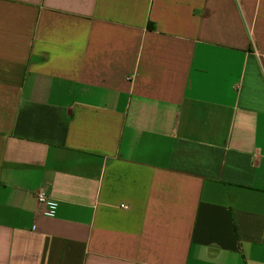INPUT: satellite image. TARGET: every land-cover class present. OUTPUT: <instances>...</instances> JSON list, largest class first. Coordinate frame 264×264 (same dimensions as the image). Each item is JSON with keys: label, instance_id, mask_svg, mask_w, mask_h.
I'll return each mask as SVG.
<instances>
[{"label": "crops", "instance_id": "0c3cea01", "mask_svg": "<svg viewBox=\"0 0 264 264\" xmlns=\"http://www.w3.org/2000/svg\"><path fill=\"white\" fill-rule=\"evenodd\" d=\"M0 264H264V0H0Z\"/></svg>", "mask_w": 264, "mask_h": 264}, {"label": "built area", "instance_id": "2783aa9c", "mask_svg": "<svg viewBox=\"0 0 264 264\" xmlns=\"http://www.w3.org/2000/svg\"><path fill=\"white\" fill-rule=\"evenodd\" d=\"M35 197H36V200L39 204H46L49 200L48 195L43 191L36 192ZM45 214L47 216L52 217V216H54V210H49V211L45 212Z\"/></svg>", "mask_w": 264, "mask_h": 264}]
</instances>
